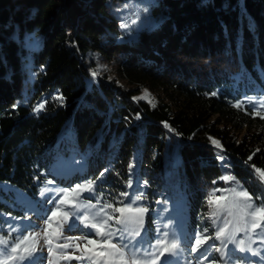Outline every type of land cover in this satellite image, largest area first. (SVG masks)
<instances>
[{
    "label": "trees",
    "instance_id": "1",
    "mask_svg": "<svg viewBox=\"0 0 264 264\" xmlns=\"http://www.w3.org/2000/svg\"><path fill=\"white\" fill-rule=\"evenodd\" d=\"M263 110L264 0H0V239L53 202L136 200L143 248L203 235L193 258L244 264L238 234L215 239L214 201L237 188L264 206ZM250 237L264 260V229Z\"/></svg>",
    "mask_w": 264,
    "mask_h": 264
},
{
    "label": "snow or ice",
    "instance_id": "2",
    "mask_svg": "<svg viewBox=\"0 0 264 264\" xmlns=\"http://www.w3.org/2000/svg\"><path fill=\"white\" fill-rule=\"evenodd\" d=\"M122 27H127V25H122ZM41 108L43 105L40 106ZM239 107V105H237ZM39 111V109H37ZM217 147L220 145L213 141ZM261 181H264V170H257ZM225 181H230L232 177H224ZM95 182H91L87 185H78L77 189H72L76 192L78 189L85 191H94ZM131 187V182L129 183ZM233 193L237 196L243 197L245 204L242 211L244 216L245 224H248L251 229H264V206L254 207L252 204V196L244 190L237 188L232 189ZM63 195L67 196L68 193L65 192ZM121 195L127 196V193H122ZM141 194L137 199L142 198ZM66 203V201H64ZM99 201H97V204ZM123 205V202H120ZM136 200L130 201L128 205H123L120 207H114L112 204H107L101 206L95 213L91 212V209L96 208V204H83L80 202V198L77 197V201L71 204L74 209L73 212L61 211L57 209L53 212L51 216L46 219V227L42 230L45 236L48 230L52 228V219L56 216H61V223L58 225L60 230L59 235L56 239L59 240L63 233L64 225L67 224L68 230L71 231L74 227H78L73 219L69 222V218L80 213L82 209H88V212L83 214L80 218L84 223L85 227H91L95 229L97 236L101 237L99 241L95 239L88 240L89 245H93L92 249H85L86 251H91V257H78V259H88L89 264H169L167 260H162L165 256H172L176 254L178 244L176 239H169V233L165 232L163 236L158 237L156 244L152 245L149 243L148 248H143L142 240H137V237H141L143 226H144V214L148 212L146 207H137ZM111 208L112 213H108L106 209ZM113 213H120L119 216L113 215ZM131 214L125 216V214ZM213 215H216L214 212ZM228 215L231 216L232 212L229 211ZM245 217H259V222L253 220H247ZM110 221H115L114 224H110ZM231 221H227L224 227L218 229L215 239H224L226 236L227 224ZM167 227V225H165ZM38 233H30L29 235H22L16 238L15 242L9 244L6 239H0V264H36L35 253L37 251L36 245L39 243L37 237ZM91 233H82V236H90ZM229 240H234V234H227ZM208 237L201 235L195 239V247L192 248L193 252L200 249L203 242H206ZM31 241V243H29ZM44 243L48 245L49 255H53V248L51 247L53 241L50 239H45ZM72 245L71 240H66L64 243L57 244L59 249H67ZM79 244L77 243V248ZM240 251H245L244 241L241 240L237 244ZM216 251H221L217 248ZM64 259L69 257L63 252L57 253ZM98 258V259H97ZM207 257H204L206 260ZM204 260L200 261V264H204ZM49 264H54V261L50 260Z\"/></svg>",
    "mask_w": 264,
    "mask_h": 264
},
{
    "label": "rangeland",
    "instance_id": "3",
    "mask_svg": "<svg viewBox=\"0 0 264 264\" xmlns=\"http://www.w3.org/2000/svg\"><path fill=\"white\" fill-rule=\"evenodd\" d=\"M140 98H151L152 97L148 94V92L145 89H142V91L139 93ZM138 97V98H139ZM264 113V110H263ZM219 199L215 200L216 208L220 211H222L228 221H231V223L227 224V233L228 234H238L240 236V241L243 240L245 243V251H243L246 255L245 260L246 262L244 264H264V260H260V257L258 252H256L255 248L251 246L252 239L250 235L254 233L257 229L253 230L248 224H245L244 219H241L242 216H244V212L242 209L244 208V198L237 196L235 193H233L232 190H226L222 192L219 195ZM56 203L53 202L52 206L46 214L39 216L37 219L34 220L33 226L28 231L26 235H29L30 233H38V241L39 243L36 245L37 251L35 253V260L36 264H49V261H54V264H89L88 259H78V257H91L92 252L86 251L87 248V242L88 240L92 239V234L90 236L84 237L82 236V233H90L93 228L91 227H85L84 223L81 220L82 215L76 214L73 217L69 218V222H71L73 219L75 220V224L78 227H74L71 231L68 230L67 224L64 225L63 233L60 236V239L57 240L56 236L59 235L60 230L58 228V225L61 223L62 217L56 216L52 219V228L48 230L47 235L45 236L44 232L42 231L46 227V219L47 217L51 216L53 212L57 211V208L55 207ZM69 211V210H67ZM72 211V210H71ZM231 211L232 215L229 216L228 212ZM131 214L126 213L125 216H128ZM247 220H255L256 222H259V217H245ZM45 239H50L53 241L51 247L53 248V255H49L48 252V245L44 243ZM101 239V237H100ZM251 239V242H250ZM254 239V238H253ZM66 240H71L72 245L67 249H59L57 247V244L64 243ZM31 243V241H29ZM77 243L79 244V247L77 248ZM94 247V246H93ZM93 247L89 248L92 249ZM88 249V248H87ZM189 252H185L180 248L178 245V248L176 250V254L172 256H165L162 258V260H167L169 264H200L201 257L199 256L197 259L193 258L195 256L192 251V248H188ZM63 252L66 254L69 258L64 259L60 255H57V253ZM225 257L227 259L228 256H221ZM98 259V258H97ZM224 259V260H225ZM206 261V260H205ZM204 261V264L206 263ZM250 262V263H249ZM228 264V263H225Z\"/></svg>",
    "mask_w": 264,
    "mask_h": 264
}]
</instances>
